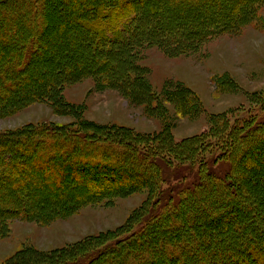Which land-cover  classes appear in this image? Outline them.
I'll use <instances>...</instances> for the list:
<instances>
[{"label": "rangeland", "instance_id": "1", "mask_svg": "<svg viewBox=\"0 0 264 264\" xmlns=\"http://www.w3.org/2000/svg\"><path fill=\"white\" fill-rule=\"evenodd\" d=\"M44 1L45 12L47 10L50 18L47 19L45 15V23L49 22V25L43 29L49 38V47L43 54L47 56L49 64H52V71L56 70L54 76L60 82L53 89L52 97L27 101L16 107L15 102H11L9 106L3 107L4 110L0 111V134L21 135V132L25 131L35 133L40 128L48 131V128L59 127L67 130L65 134L70 130H77L78 133H93L103 140L124 137L131 142L143 144L141 147L154 145L160 148L163 150L161 156H167L168 160L167 162L157 160L160 167H157V175L154 176L142 170V167L146 166L139 157L129 158L131 164H135L136 169H132L133 171H121L107 164L80 169L81 176L100 184L104 190H111L114 186L119 190L113 192L118 193L99 197L83 195L84 200L79 201L77 196L82 195H78L74 188L73 192L76 195L65 197V203L60 202L61 195L53 199L46 195L44 197L49 199L45 201L39 199L36 209L47 205L58 211V208H64V204L67 207L76 202L78 204L74 211H67L66 215L50 218L48 221L44 222L41 219L28 221L3 215L4 219L0 221V264H84L88 261H92L91 264L100 262L109 264L110 259H116L112 257L116 256L118 251H137L138 246H144L140 240L147 241L144 244L148 249L161 247L163 239L173 244L179 243L183 239L181 231H175V226L171 224L172 218H175L172 215L178 208L177 204L174 206L175 209L168 208L165 211L164 214H168L167 221L161 226L158 222L155 223V226H158L157 231L149 229L139 237H131L133 242L130 244L127 241L122 243L116 241L133 232L145 221L159 198L162 201L168 198L172 203L180 202L182 198L196 204L195 208H186L188 228L192 222V213L196 211L198 215H203V210H199V206L213 195H209L204 188L197 189L200 183L205 182L201 176L199 177L200 168L205 165L201 162L192 163L199 152L193 150V147L201 144L203 146L212 140H225L231 123L242 112L249 110L251 113L253 109L259 111L256 112L259 116L264 114L259 108V102L264 98V9L236 31L230 34L220 33L200 43H187L177 47L172 43L138 41L133 42L128 48L120 46L115 50L117 51L115 56L99 57L98 49L102 48L103 41H98L94 34H87L84 31L82 33L83 28H80L82 25L75 23L88 20L86 16H77V20L70 23V17H75L73 12L68 13L66 0L61 4L59 3L61 0ZM94 1L90 0V4L97 3ZM159 1L161 0H149L147 4L154 6V3ZM169 1L167 0V4L164 5L167 9L173 10L174 4H170ZM13 5L8 8L9 14L16 10ZM3 14L4 11L0 13ZM51 17L54 18V22L51 21ZM155 18L162 22V19L166 20L168 17L159 14ZM163 25L165 29L167 24L164 22ZM37 28L39 31V25ZM78 31L82 33V37L84 35L88 39L93 37L97 42H91L88 48L89 42L83 44V40L78 39ZM66 53L70 55L66 56ZM43 58L39 56L37 62L22 72L21 76L27 77L31 74L33 68L44 62ZM4 62L5 60L0 68ZM99 63L102 64L103 70L96 74L93 71L97 69L96 65ZM22 65L24 67L25 62ZM108 66H111L110 74L107 73ZM72 70H76L75 74L86 70L92 71L81 77L67 79V72L71 73ZM23 81L26 82V79L23 78ZM29 84L33 86L32 90L37 87L36 85L40 87V81L36 83L30 81ZM32 90H29V93ZM51 138L46 137L45 144L50 142ZM34 140L37 144L39 138ZM15 142L17 143L11 144L28 146L21 141ZM82 145L85 144L75 146ZM46 147L48 151L51 150L50 146ZM80 150L77 148V152ZM87 150L83 152L86 154L94 151L93 154L98 156L96 149ZM140 154L145 156L142 152ZM255 156L256 154L250 153L244 157V161L236 163L238 170L234 173H240L236 178L235 175L225 176L231 165L224 159H219L218 163L215 160L217 164L208 163V167H212L215 172L209 174L214 173L212 177L218 176L222 179L217 182L220 185L219 194H222L220 196L226 204L232 202L230 207L236 210V213L225 212L219 214L220 216L213 214L208 218L200 216V222L207 225L206 235L204 238L201 237L204 245L195 249L193 246L198 237L194 238L190 234L185 240L188 247H192L191 250L188 249L189 254L196 250L202 252L205 249L211 252L225 247L227 243L213 241V237H208V232H215L216 236L220 234L224 238L233 234L235 237V227L240 224L248 225L245 228L249 232L251 231L249 226L252 227L254 237L258 241H264V229L262 230L264 225L261 221L264 218V160L261 157L259 160ZM184 157L191 163L184 161ZM112 161L120 164L116 160ZM259 161L263 163L259 172L256 169L254 172L249 170V167L256 166ZM241 174L248 178L239 182ZM73 180L75 186H82L77 178ZM226 183L230 184L228 188L224 187ZM64 184L69 183L67 181ZM89 184L90 188L96 189ZM109 184L113 186L109 187ZM14 185L12 183L10 187ZM137 185L139 188H136ZM182 189L192 191L197 189L195 192L202 193V200L195 192L192 195L185 193L181 198L178 197L177 193ZM22 198L25 200V195H22ZM55 200L56 203L53 202ZM188 200L185 201L186 205ZM183 205L179 206V211L183 210ZM222 206L223 204H220L219 208ZM8 211L10 208L0 205V214ZM164 214L158 218L165 217ZM207 237L211 239L210 243ZM201 238L197 242H200ZM143 254L155 260L154 264H179L176 260L170 261L166 255L154 256L150 251ZM128 259L129 255H124L122 264H126ZM117 260L120 261L121 258ZM194 260L197 262L198 258ZM233 261L237 264H251L249 259L239 262L236 258Z\"/></svg>", "mask_w": 264, "mask_h": 264}, {"label": "trees", "instance_id": "2", "mask_svg": "<svg viewBox=\"0 0 264 264\" xmlns=\"http://www.w3.org/2000/svg\"><path fill=\"white\" fill-rule=\"evenodd\" d=\"M147 1L149 0H95L94 2L97 3L90 4V0H66V3L68 5V13L73 12L75 17H70V23H74L78 17L86 16L88 20L82 23L76 21L75 23L82 25L80 27L83 28L82 33L94 34L98 38V41H103L102 48L98 49L99 57L115 56L117 55V51L115 50L119 49L120 46H127L128 48L133 42L138 41L172 43L177 47L187 43H200L220 33L230 34L236 31L238 27L247 24L256 13L264 9V0H170V4H174L173 10L167 9L164 5L167 4V0L155 2L154 6L148 5ZM45 3L46 1L44 0H0V13L2 14L4 11V14L0 15V65L5 60L3 67L0 68V111H3L4 109L2 108L9 106L11 102H15L14 106L16 107V105L24 104L27 101L52 97L51 93H53V89L60 82L54 76L56 70L52 71V64H49L50 61H47V56L44 55L49 47V38H47V34L43 29V27L49 25V22L45 23V15L47 19L50 18L47 10L45 12ZM59 3H63V0L59 1ZM11 5L15 6L16 10L14 13L9 14L8 8ZM163 6H165L164 9H162ZM169 13L171 16H169ZM159 14L166 15L168 18L166 20L162 19L163 21L160 22L155 18ZM51 21L54 22V18ZM164 22L167 24L165 29L163 27ZM37 25H39V31H37ZM82 33L78 31V39L83 40V44L89 42V44L87 43V47L89 48L90 43L95 40L93 37H89L88 39L84 34L83 38L81 36ZM85 39H88V41ZM95 42H97V39ZM68 55L70 53H66V56ZM39 56L41 58L44 57L42 59L44 62L33 68L32 73L27 77H22L21 73L30 69L37 62ZM22 60L25 62L24 67ZM60 65L62 66V62H60ZM96 66L97 69L93 72L97 74L103 70L101 68L103 66L101 63ZM110 67H107L109 68L107 69V73L109 72V74ZM75 71L72 70L70 71L71 73L68 71V78H66L81 77L87 73L90 74L92 70H86L80 74H75ZM60 73H62V70ZM23 78L26 79V82L23 81ZM30 81H34L35 83L40 81V87L36 85L37 87L35 86L36 88L32 90L33 86L30 85L31 83L29 84ZM29 90H32L31 93H29ZM259 103V108L264 113V98ZM248 112L249 110L242 112L235 118L231 123V129L225 140H212L203 144V146L201 144V146L197 145L195 148L193 147V150L201 153L198 152L192 163L201 162L205 165L200 168L201 174H199V177L201 176L202 181L205 180V182L200 183L197 189L202 190L204 188L208 191L209 195L213 196L206 198L204 200L205 203L199 206V210H203V215H198L196 211L192 213L190 229L186 226V220L188 219L186 217V208H195L196 204L191 203L187 199L189 202L186 205L185 201L187 200L181 197L185 193L192 195L197 189L193 191L182 189L177 193L178 197L181 198V203H172L168 198H162V201L159 198L153 211L145 218V221L139 224L133 232L118 239L116 243L127 241L130 244L133 242L131 237H139L149 229L157 231L158 226H155V223L158 222V225L161 226L167 221L168 214L165 215V211L168 208L175 209L176 207L174 208V206L176 204L178 208L172 215L175 218H169L173 219L171 224L173 227L175 226V231H181L183 239L179 243L174 244L167 239H163L161 247L148 246L149 249L144 244L147 241L140 240L139 242H142L144 246H138L139 249L137 251H118L117 255L112 257H116V259H110L109 264H122L124 255H129L126 264H154L155 260H151L148 255L144 256L143 254V252L148 254V251L154 256L163 257L166 255L170 261L176 260L179 264H237L233 261L236 258L239 259V262L249 259L251 264H264V241H258L254 237L252 227L249 226V229L251 228L250 232L248 229L246 230L248 226L246 224H240L235 227V237L233 234L224 238L220 234L216 236L215 232H208V237H213V241L220 240L227 243L225 247L214 249L211 252L204 249L205 251L196 250L192 254H189V250L192 247H188L187 242L185 243L186 238L191 234L194 238L198 237L195 240L196 244L193 246L195 249H199V247L204 245L201 237H205L207 225L200 222V216L208 218L212 217L213 214L220 216L221 213L225 214V212L230 214L232 212L236 213V210H232L230 207L232 202L226 204L220 196L222 194H219L220 191L218 189H220V185L217 182L222 179L218 176L212 177L215 172L212 167H208V163L217 164L219 159H224L226 163L231 165L229 172L225 176L233 177L235 175L236 178V175L239 176L240 174L234 173V171L238 170L236 163L244 161V157L250 153L256 154L255 158L260 160L261 157L264 160V114L259 116V114H256L259 111L253 109H251V113ZM36 131L35 133L32 131L21 132V135L19 133L17 135L0 134V205L10 208V211L0 214V221L4 219L3 215L6 214L7 218L15 217V219L21 218L28 221L41 219L44 222L50 218L53 219L57 216L66 215L69 211H74L76 205H78L76 204L77 202L71 207H67L64 204V208H58V211L49 208L47 205L41 206L38 209H36V206L39 204V199L42 201L49 199L44 197L46 195H50L52 199L61 195L59 200L65 203V197L76 195L73 192L74 188L78 192V195H82L77 196V200L79 201L83 199V195H95L93 197H99L101 195L118 193L113 192L119 190L113 185L109 184V187H114L111 190H104L100 184H96V182L91 181L83 175L81 176L79 171L85 167H97L100 164H107L119 168L121 171H133L132 169H136L134 167L135 164H131L129 158L135 159L139 157L144 161V165L146 166L142 167V170L154 176L157 175V167H160L157 160L163 162H167L168 160L167 156H161L163 150L161 151L160 148L154 145H144L141 147L140 145L143 144L131 142L124 137H121V139L105 138L106 140H103L93 133H78L77 130H70L68 134H65L64 132L67 130L59 127L48 128V131L40 128ZM48 136L52 138L50 142L45 144V139ZM36 138H39L37 144H35L34 140ZM15 141H21L28 146H14L13 143H17ZM11 142L13 143L11 144ZM40 142H43V144L39 145ZM82 143L86 146H75ZM87 143L89 144L87 145ZM46 145L50 146L51 150L48 151ZM77 148L81 149L80 152H77ZM94 148L98 151V156L93 154L94 151L88 152L90 156H88V153L85 154L83 152L85 150L88 151L87 149L95 150ZM133 150H135L134 153ZM140 152L145 154V156L141 155ZM112 160H116L120 164H116ZM215 160H217V163L214 162ZM184 161L191 163L187 157H184ZM261 164L263 163L259 161L256 166L253 167L252 165V167H249V170H253L254 172L256 169L259 172L262 167L260 166ZM169 165H171V162H169ZM211 172L214 173L210 175L209 173ZM71 177H74L73 179L77 178L79 182L81 181L82 186H75V181ZM247 178L244 174H241L239 182ZM150 180L149 182H151ZM63 181L66 183L68 181L69 184H64ZM12 183L15 184L14 187H10ZM88 183H91L96 189L90 188V184L88 185ZM125 183L127 182L125 181ZM229 185V183H226L224 187L228 188ZM121 187L123 188V186ZM136 188H139L138 185ZM22 195H25V200L22 198ZM201 195L202 193H199L197 197L199 196L202 200ZM53 202L56 203L57 200ZM220 204H223L222 208H219ZM182 205L183 210L179 211V206L182 207ZM162 214L165 217L159 219L158 217ZM230 219L234 218L230 217ZM261 221L264 225V218ZM151 223L153 224L151 225ZM192 228L193 230H191ZM184 232L186 235L183 234ZM208 237L207 239L210 243L211 239ZM199 238H201V241L197 242ZM175 242L177 241L175 240ZM243 249L244 251H242ZM129 251H132V253L130 254ZM117 258H121V260L119 261ZM197 258L196 262L194 259ZM91 263L92 261H88L84 264Z\"/></svg>", "mask_w": 264, "mask_h": 264}]
</instances>
